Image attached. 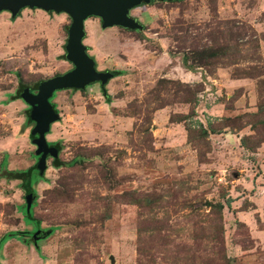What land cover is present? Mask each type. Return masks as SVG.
<instances>
[{
    "label": "rangeland",
    "instance_id": "obj_1",
    "mask_svg": "<svg viewBox=\"0 0 264 264\" xmlns=\"http://www.w3.org/2000/svg\"><path fill=\"white\" fill-rule=\"evenodd\" d=\"M128 16L141 31L83 21L86 55L115 75L49 99L62 165L46 157L29 191L0 178V264H264V0ZM69 23L0 11V175L39 159L13 98L71 70Z\"/></svg>",
    "mask_w": 264,
    "mask_h": 264
},
{
    "label": "water",
    "instance_id": "obj_2",
    "mask_svg": "<svg viewBox=\"0 0 264 264\" xmlns=\"http://www.w3.org/2000/svg\"><path fill=\"white\" fill-rule=\"evenodd\" d=\"M160 2H174L181 0H157ZM151 0H0V11H8L16 16L23 8H36L44 12L56 14L64 13L70 19L66 28L64 59L70 63V71L54 78L41 81L35 92L25 87L19 93L29 107L28 118L33 127L29 135L34 137L33 143L37 146L38 161L36 171L41 174L45 169L46 157H57V150L48 146L44 135L49 126L57 121L49 99L52 94L64 90H82L87 86L98 83L103 87L112 78L109 71L95 69L94 61L86 55L83 21L88 17H98L102 27H118L128 31H141L142 25L128 16V11L140 5H147ZM30 194L26 196V209L30 206ZM33 233L31 236L35 237ZM111 260V259H110Z\"/></svg>",
    "mask_w": 264,
    "mask_h": 264
},
{
    "label": "trees",
    "instance_id": "obj_3",
    "mask_svg": "<svg viewBox=\"0 0 264 264\" xmlns=\"http://www.w3.org/2000/svg\"><path fill=\"white\" fill-rule=\"evenodd\" d=\"M152 1H155V0H151ZM112 75L114 76L115 73L112 72ZM36 85H34L32 88H30V92H33L35 89H36ZM25 88L24 86H21L19 87V90H18V93L17 95L13 98V99H20L19 97V93L21 92V90ZM53 107V105H52ZM27 113L29 114V110L27 111ZM26 121L27 123L31 124L28 116L26 118ZM31 137V136H30ZM48 146H51V147H54L57 151L59 150L58 148V145L56 143L54 144H47ZM51 165L52 167L54 168H58L59 166L62 165V163L60 161H58V159H53L52 162H51ZM71 163L68 164V166H70ZM4 173H1L0 175V178H4L5 180H16V181H19L22 185L23 188H25L27 191H29V184L31 183V181L33 180V176H35L33 174L36 173L38 177H40L41 175H39L35 169V165L33 167H30L24 171H15V172H6V171H3ZM26 216V222L28 223H31V224H37L36 222H33L32 220H30L29 218V215L28 214H25ZM33 233H28V232H21V233H11L12 236H15V235H21V236H31Z\"/></svg>",
    "mask_w": 264,
    "mask_h": 264
},
{
    "label": "flooded vegetation",
    "instance_id": "obj_4",
    "mask_svg": "<svg viewBox=\"0 0 264 264\" xmlns=\"http://www.w3.org/2000/svg\"><path fill=\"white\" fill-rule=\"evenodd\" d=\"M87 50V49H86ZM110 72V71H109ZM111 74H112V72H110ZM112 77H113V75H112ZM95 84V83H94ZM35 91H36V89H35ZM35 91H33V92H35ZM56 93V92H55ZM54 94V93H53Z\"/></svg>",
    "mask_w": 264,
    "mask_h": 264
}]
</instances>
